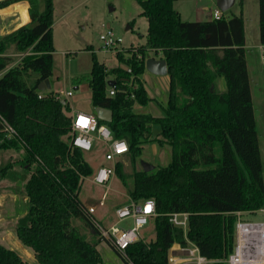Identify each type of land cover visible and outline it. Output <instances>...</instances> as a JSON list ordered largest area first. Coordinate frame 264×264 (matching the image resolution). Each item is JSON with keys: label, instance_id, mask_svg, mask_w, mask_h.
Segmentation results:
<instances>
[{"label": "trees", "instance_id": "obj_1", "mask_svg": "<svg viewBox=\"0 0 264 264\" xmlns=\"http://www.w3.org/2000/svg\"><path fill=\"white\" fill-rule=\"evenodd\" d=\"M18 1L0 0V8ZM28 1L29 22L0 37V114L18 133L9 138L0 130V150L22 152L16 160L22 170L10 175L21 186L16 192L27 198L14 231L34 251L37 264H102L98 245L103 239L80 198L84 178L95 171L86 158L89 151L70 144L69 102L62 103L50 89H38L53 73L54 0H43V6L39 0ZM137 1L148 18L145 43L131 47L129 57L116 53L125 67L108 68L92 51L87 76L93 106L113 111L111 121L99 123L129 146L126 154L133 170L126 171L117 160L118 178L133 200L155 201L150 220L155 237L131 243L126 249L129 260L114 250L126 264H169L172 246H187L190 240L209 261L227 264L236 244L237 212L264 208L243 0H237L240 14L205 20L183 19L174 6L177 0ZM25 13L28 19L27 9ZM259 36L264 43V0H259ZM12 47L30 52L10 66ZM147 51L161 54L168 66L170 88L162 116L134 111L136 103L152 100L143 80ZM220 77L225 90L219 88ZM156 125L160 131L154 136ZM153 140L171 145L172 160L145 171L138 161L144 144ZM173 212L189 213L186 235L170 221ZM73 219L91 229L92 238ZM0 264L30 263L15 248L0 243Z\"/></svg>", "mask_w": 264, "mask_h": 264}, {"label": "rangeland", "instance_id": "obj_2", "mask_svg": "<svg viewBox=\"0 0 264 264\" xmlns=\"http://www.w3.org/2000/svg\"><path fill=\"white\" fill-rule=\"evenodd\" d=\"M39 1L43 6V0ZM174 5L176 8L181 7V17L185 20L212 19L214 10L219 8L216 0H177ZM54 7L53 35L56 51L54 52L53 73L49 78L51 81L50 90L55 93L72 90L73 94L68 97V102L74 99L82 103L92 102V92L87 81V76H89L92 68V51L108 68L126 66L119 61L116 51L110 50L104 45L100 35L106 32L107 29L112 28L116 35L123 39V50L119 52H122L125 57H129V49L143 44L146 40L148 18L142 14L143 9L137 0H54ZM176 10L178 11V9ZM242 10L246 30V59L252 82L255 116L264 169V70L257 47L261 42L259 36V0H243ZM240 11V3L236 1L232 8L225 11V15L230 17L233 14H240ZM89 47H92V50L88 49ZM22 53L24 52L16 51L13 47L8 49V55L13 58L10 66L20 62ZM149 57L156 56L152 51H147V58ZM163 77L146 68L143 80L145 78V84L148 88L152 92L158 93L160 97H157V100H151L146 106L136 103L134 105L136 113L150 111L152 114L161 113L164 115L162 105L165 102L163 94L166 83L163 82ZM76 82H79L78 86ZM218 84L220 90L226 89L224 77L218 79ZM159 131L160 127L158 125L154 126V136H157ZM104 146L99 144L94 146L92 151L86 152V158L94 169L103 162L107 163L104 152L106 148ZM21 155L22 152L13 149L0 150V200L2 201L3 190L15 193L17 188L21 187L18 181L10 175L14 170H22V166L16 162ZM120 159L124 164V169L131 172L133 165L128 154L123 155ZM171 160V145H160L153 140L144 144L138 167H142V161L155 166H165ZM91 178V176L84 178L80 198L88 205L97 206L98 213L103 210L115 211L116 207L128 201V189L118 178L116 172L110 181L111 190L106 198V203L103 205L100 204V199L104 193V188L93 183ZM16 193L18 198H21L22 207H25L22 194ZM243 216L255 221L264 220V212L261 211L247 213ZM12 217L14 215L9 216V220L3 219L2 212V218H0V243L7 246H15V238H18L14 231L15 221L13 222ZM112 218L114 220L113 213ZM73 224L80 227L83 232L86 231L85 233L89 236L90 231H87L88 228L84 226L80 219H73ZM122 224H129L130 226L131 220ZM142 235L146 241L155 237L156 233L152 221L143 228ZM178 244L176 242L172 248H177ZM98 249L103 259L102 264H126L106 240H102L98 245ZM209 264H214V262L209 261Z\"/></svg>", "mask_w": 264, "mask_h": 264}, {"label": "built area", "instance_id": "obj_3", "mask_svg": "<svg viewBox=\"0 0 264 264\" xmlns=\"http://www.w3.org/2000/svg\"><path fill=\"white\" fill-rule=\"evenodd\" d=\"M224 13L217 8L213 12V18L221 19ZM104 45L117 52L123 50V39L116 35L112 28L100 35ZM258 53L264 70V43L260 42ZM30 51L21 54L23 57ZM131 54V52H130ZM131 71L130 67H127ZM110 94L115 90L110 89ZM72 90L55 93L57 98L70 97ZM40 93L39 97L44 96ZM71 137L70 144L85 151H92L95 144L105 145V159L107 163L99 165L91 175V181L104 188V193L100 199V204L106 203V198L111 190L110 181L116 172V162L129 151L126 140L114 138L111 129L106 124L99 123L96 113L83 111H71ZM0 130L6 133L9 138L15 137L18 133L0 114ZM86 210L89 219L92 221L99 236L106 240L116 251L125 259L129 260L126 249L138 240H144L142 235L143 228L150 222L155 214V201L147 199L137 202L129 197L128 201L121 206L116 207L114 211V220L105 224L97 218V206L87 205ZM264 212V208L258 210ZM255 212H237L238 219L236 223V244L234 251L229 255L227 264H264V220L255 221L247 219L243 215ZM169 219L178 228L186 232L189 224L188 212H173L169 214ZM131 220V224H122ZM188 245L178 244L177 248H171L168 255L169 264H209V260L201 255L198 246L188 240Z\"/></svg>", "mask_w": 264, "mask_h": 264}, {"label": "crops", "instance_id": "obj_4", "mask_svg": "<svg viewBox=\"0 0 264 264\" xmlns=\"http://www.w3.org/2000/svg\"><path fill=\"white\" fill-rule=\"evenodd\" d=\"M28 8L30 9V2L28 0H22V1L14 2V3L6 6V7L0 8V37L10 33L11 31L17 29L21 25L29 22L30 18H29V14H28ZM26 9H27L28 19L26 17V13H25ZM175 9H178L180 14H182L181 7L180 8L175 7ZM223 13H225V11ZM22 18H24V20H22ZM131 45H134V44H131ZM131 45H128V46H131ZM137 46H139V45H137ZM155 58H162V56H161V54H159ZM144 73H143V77H144ZM162 76H164L163 82L166 83V88H165V91L163 94V98L165 99V102L164 101L163 102H164V104H166V101H167L168 95H169L170 76L168 73L164 74ZM145 81L146 80L144 78V84H145ZM145 87H146L149 95L151 96L152 100H157V97H160V95L158 93L152 92L151 89L148 88V86L146 84H145ZM69 104H70L71 110L95 113V106H93L92 102L82 103L79 100L74 99V100L69 101ZM164 104L162 105V109H163ZM145 113H151V112L148 111ZM153 115L162 116L163 114L160 113V114H153ZM103 163H105V162H103ZM26 200H27V198L23 197V202L25 203V205H26ZM84 203L86 204V202H84ZM22 205H23V203L21 202V198L20 199L18 198L16 192L13 193V192H10L9 190H7V191L3 190V201L0 200V206H2V207H0V212L1 211L3 212V219L9 220V216L14 215V217H12V220H13V222L16 221L17 218L20 217L21 215H23L25 212L24 210L26 209V206L22 207ZM98 210L99 209H97V217L100 220H102L105 224L111 223L113 221L112 220L113 219L112 213L114 214V210L111 212L103 210V211H100V213H98ZM2 212L0 213V218H2ZM87 231H90L89 238H92V236H93L92 232L93 231L91 229H88ZM14 244H15V246H11V247L15 248L23 256L24 259H26L30 264H37L35 253L31 248L24 245L18 238H15Z\"/></svg>", "mask_w": 264, "mask_h": 264}, {"label": "water", "instance_id": "obj_5", "mask_svg": "<svg viewBox=\"0 0 264 264\" xmlns=\"http://www.w3.org/2000/svg\"><path fill=\"white\" fill-rule=\"evenodd\" d=\"M237 0H216L218 7L221 11H227L230 8H232ZM146 68L150 70L151 72L158 74V75H164L168 73V66L165 58H155V57H149L145 61ZM115 83L114 80H110L108 84L110 86H113ZM39 90H47L51 89V81L49 78H46L43 82L40 83ZM62 103H66V98L61 99ZM95 113L98 116V118L105 120V121H111L113 119V111L109 108L104 107H95ZM142 167L145 171H151L155 169V165L142 161L141 162Z\"/></svg>", "mask_w": 264, "mask_h": 264}, {"label": "bare ground", "instance_id": "obj_6", "mask_svg": "<svg viewBox=\"0 0 264 264\" xmlns=\"http://www.w3.org/2000/svg\"><path fill=\"white\" fill-rule=\"evenodd\" d=\"M22 20H24V18H22ZM22 20H21V21H22ZM16 241H17V240H16Z\"/></svg>", "mask_w": 264, "mask_h": 264}]
</instances>
